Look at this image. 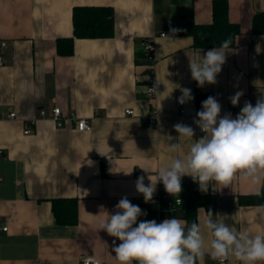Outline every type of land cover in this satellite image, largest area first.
Wrapping results in <instances>:
<instances>
[{"label":"crops","instance_id":"crops-1","mask_svg":"<svg viewBox=\"0 0 264 264\" xmlns=\"http://www.w3.org/2000/svg\"><path fill=\"white\" fill-rule=\"evenodd\" d=\"M227 1L229 19L241 31L236 47L227 50L218 82L201 88L191 78L189 58L210 49L174 35L171 22L189 15L197 24H211L213 0H0V43L8 44L0 65V264H82L88 256L118 264L115 238L99 224L105 219L101 209L114 213L124 197L146 213L139 220H186L184 210L168 215L156 203H145L135 184L138 173L147 185L148 175L155 180L160 167L186 155L192 141L178 137L175 124L193 127L194 139L203 135L193 121L209 96L221 104V116L246 101L254 106L264 96V34L252 31L254 16L264 13V0ZM79 7L109 8L113 36L75 38L73 12ZM65 38H74L71 56L58 53V41ZM147 39L156 45L153 99L146 93ZM180 88L191 89L194 97L184 104V116L178 107ZM237 91L244 94L233 106L229 97ZM56 106L67 118L63 128L53 121ZM128 109L133 116L125 113ZM154 116L156 126L150 128ZM73 117L87 120L92 130L78 131ZM176 142L181 151H170ZM164 191L158 183L153 199ZM263 191L264 180L256 184L239 175L228 187L200 190L214 196L215 218L253 236L264 235V205L240 200ZM70 199L78 203V220L59 224L53 202ZM204 211V206L197 210V222L207 245L211 237L203 228ZM203 264L218 263L206 251ZM229 264L241 262L230 258Z\"/></svg>","mask_w":264,"mask_h":264},{"label":"clouds","instance_id":"clouds-1","mask_svg":"<svg viewBox=\"0 0 264 264\" xmlns=\"http://www.w3.org/2000/svg\"><path fill=\"white\" fill-rule=\"evenodd\" d=\"M174 33L179 31L172 30ZM231 39L222 41L219 47H212L203 55L197 52L196 60L189 58L191 78L198 87L214 85L217 76L226 63ZM181 105L194 99L189 88H180ZM242 91L229 97L237 106ZM221 104L214 96L202 102V110L196 113L193 123L203 133L194 139L193 127L183 123L174 125L178 137L192 141L186 155L177 156L170 164L160 167L155 180L148 175L149 184L144 176L138 177L136 191L143 195L144 202H152L158 183L165 191L179 196L182 191V178L191 177L199 189L207 192L217 185L228 187L237 175L250 179L253 183L264 180V96L253 106L246 101L239 114L233 118L230 113L221 116ZM170 151H181L179 142L170 145ZM147 173V169L141 168ZM176 203H181L178 199ZM99 230L105 231L113 240L112 252L118 264H203L206 251L225 264L235 258L241 264H264V235H251L238 231L215 217L211 210L205 212L203 228L211 239L205 241L201 222L178 218H166L157 223L155 220H139L146 213L124 197L115 205L114 213L104 209ZM116 239L120 243L116 244ZM84 264H99L95 257H87Z\"/></svg>","mask_w":264,"mask_h":264},{"label":"trees","instance_id":"trees-1","mask_svg":"<svg viewBox=\"0 0 264 264\" xmlns=\"http://www.w3.org/2000/svg\"><path fill=\"white\" fill-rule=\"evenodd\" d=\"M75 38L101 39L110 38L114 34V15L106 7H79L73 12ZM171 27L179 31L173 32L176 36H188L193 39L195 48L211 49L219 47L225 39H231L229 49L236 47V39L241 28L229 19V4L227 0H213V21L211 24H197L192 16H174ZM252 31L255 34H264V13L256 14L253 18ZM58 53L61 56H71L74 53V38H65L58 41ZM144 57L147 59L145 53ZM184 198V217L188 224L197 222V210L204 206L213 211L214 196L200 192L197 183L191 177L182 178ZM241 203L245 205H264V191L259 195L243 196ZM78 203L76 200H55L53 212L56 221L62 225H73L78 220Z\"/></svg>","mask_w":264,"mask_h":264},{"label":"built area","instance_id":"built-area-1","mask_svg":"<svg viewBox=\"0 0 264 264\" xmlns=\"http://www.w3.org/2000/svg\"><path fill=\"white\" fill-rule=\"evenodd\" d=\"M166 34H162V37H165ZM8 47V44L6 42H2L0 43V65H3V60L4 57L2 55V50L6 49ZM143 51L147 57V61L149 62V67L147 69V78H148V83H147V89H146V93L153 99L156 97L157 95V83H156V70H155V51H156V45L155 42L153 40H145L143 43ZM178 107L180 108V115L184 116L185 115V109L184 104L181 105L180 103L178 104ZM242 108H236L234 110H231L230 114L231 115H235L237 116L240 112ZM202 110V107L199 109V111ZM53 112V121L55 122L56 126L58 128H63L65 126V123L67 121V118H65V116H63L62 114V110L59 106H56L53 108L52 110ZM127 115H134V111L133 110H126L125 112ZM40 115L41 116H45V112L44 111H40ZM11 118H15L16 114H11L10 115ZM72 121L76 124V128L78 131L80 132H89L92 130L91 125L89 124V122L85 119H77L75 117L72 118ZM31 123H27L26 124V129H25V134H31L32 133V129H31ZM156 126V120H155V116L152 119L150 117L149 122H148V127L150 128H154ZM198 131L200 133L201 130L198 128ZM137 176H144L143 173H138ZM180 200L181 203H176V200ZM153 203H156L157 205L160 206V210L162 213L168 214V215H173L175 214L177 211L179 210H183L184 208V198L182 195L179 194V196H173L171 194H168L166 191L162 192L161 194H159L156 198H154L152 200ZM4 231H7V228L3 229ZM88 257H92V256H88ZM86 259V258H85ZM84 261L82 262V264H84ZM217 263L219 264V261L216 260ZM230 263V259L225 261V264H229ZM99 264H103L101 262H99Z\"/></svg>","mask_w":264,"mask_h":264}]
</instances>
